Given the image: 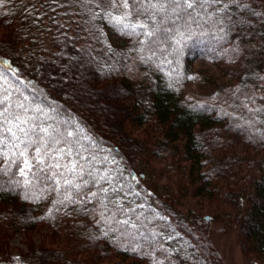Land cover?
<instances>
[{"label": "trees", "instance_id": "trees-1", "mask_svg": "<svg viewBox=\"0 0 264 264\" xmlns=\"http://www.w3.org/2000/svg\"><path fill=\"white\" fill-rule=\"evenodd\" d=\"M0 102V264H264V0H5Z\"/></svg>", "mask_w": 264, "mask_h": 264}, {"label": "rangeland", "instance_id": "rangeland-1", "mask_svg": "<svg viewBox=\"0 0 264 264\" xmlns=\"http://www.w3.org/2000/svg\"><path fill=\"white\" fill-rule=\"evenodd\" d=\"M231 68L234 69V62L229 59L220 60L215 64L208 60L198 59L194 64V70L200 74L202 82H189L185 88V93L193 97H200L206 94L208 89H206L205 84L207 83L205 81L208 82L209 80L222 84L232 83V79L229 77V71H227V69ZM192 207L196 208V210L201 209L199 203H192ZM235 230L227 224L215 222L211 227L210 240L223 264H248L241 251ZM36 232L35 237H33V242L39 244V237L47 235L48 230L44 226ZM27 242L28 239L25 234L21 232L14 234L9 242L13 256H17L21 251H26L28 246ZM150 258L153 260V264H159L160 260L158 258Z\"/></svg>", "mask_w": 264, "mask_h": 264}, {"label": "snow or ice", "instance_id": "snow-or-ice-1", "mask_svg": "<svg viewBox=\"0 0 264 264\" xmlns=\"http://www.w3.org/2000/svg\"><path fill=\"white\" fill-rule=\"evenodd\" d=\"M123 2L126 4L128 2V0H123ZM201 2H207V0H182V5H186V7L188 9H193L195 5L201 3ZM212 2H216V0H212ZM5 3V0H0V6H3V4ZM171 4L173 6H179L181 5V0H171ZM2 103V102H0ZM6 111V109H5ZM23 130V129H21ZM44 131H47V130H44ZM68 135H71V133H68ZM25 164H27V161H25ZM21 175L24 174V170L21 169ZM95 195V194H93Z\"/></svg>", "mask_w": 264, "mask_h": 264}]
</instances>
